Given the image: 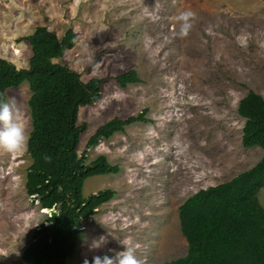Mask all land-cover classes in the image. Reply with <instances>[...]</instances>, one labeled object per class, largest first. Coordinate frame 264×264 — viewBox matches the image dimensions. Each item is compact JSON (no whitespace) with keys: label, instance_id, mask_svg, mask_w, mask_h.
I'll use <instances>...</instances> for the list:
<instances>
[{"label":"rangeland","instance_id":"1","mask_svg":"<svg viewBox=\"0 0 264 264\" xmlns=\"http://www.w3.org/2000/svg\"><path fill=\"white\" fill-rule=\"evenodd\" d=\"M195 13L194 27L180 38L172 17ZM76 46L55 62L88 83L106 80L102 100L79 110L87 123L79 154L86 164L106 156L118 175L89 178L83 194L112 189L117 195L83 223L76 256L67 264H94L114 257L122 241L135 247L143 264L186 256L188 242L179 209L199 192L230 181L263 157L244 148L246 120L239 103L250 91L264 98V0H0V59L28 68L31 45L23 38L37 27ZM136 71L140 82L122 89L117 77ZM32 131L28 83L7 91ZM148 112L138 123L87 150L107 122ZM32 161L26 149L13 157L0 152V264H27L22 255L50 212L26 192ZM264 208V188L258 196ZM101 237L105 240L98 242Z\"/></svg>","mask_w":264,"mask_h":264},{"label":"trees","instance_id":"2","mask_svg":"<svg viewBox=\"0 0 264 264\" xmlns=\"http://www.w3.org/2000/svg\"><path fill=\"white\" fill-rule=\"evenodd\" d=\"M23 40L32 47L30 65L18 69L0 59V99H7L9 89L29 84L32 131L28 154L32 163L26 192L41 210L50 213L35 230L22 260L27 264H67L78 252L83 223L117 195L106 189L84 196L89 178L118 175L121 169L106 156L86 164L87 151L78 152L81 137L88 130L87 123L79 124V110L102 100L106 80L94 78L85 83L78 72L55 62L76 46L78 36L73 30L60 38L42 26ZM117 82L127 89L140 79L132 70L117 77ZM147 112L107 122L89 139L87 150L124 133L129 126L147 123ZM238 114L246 120L244 148L264 149V98L250 91L240 101ZM263 188L264 157L230 181L188 198L179 209L187 254L164 264H264V208L258 199Z\"/></svg>","mask_w":264,"mask_h":264},{"label":"clouds","instance_id":"3","mask_svg":"<svg viewBox=\"0 0 264 264\" xmlns=\"http://www.w3.org/2000/svg\"><path fill=\"white\" fill-rule=\"evenodd\" d=\"M196 15L191 10L178 11L172 17L174 25H178L177 35L180 38L187 37L194 27ZM28 123L20 111L14 98L0 99V152L7 153L10 156H17L23 152L28 144ZM50 159V158H48ZM105 240L101 237L98 242ZM125 250L115 254L114 257L107 255L103 257H94V264H143L137 258L135 247H129L127 241H122Z\"/></svg>","mask_w":264,"mask_h":264}]
</instances>
